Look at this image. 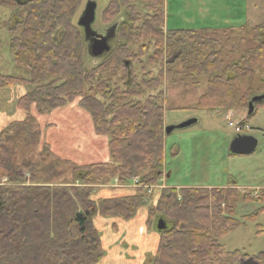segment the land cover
Wrapping results in <instances>:
<instances>
[{"label":"trees","instance_id":"1","mask_svg":"<svg viewBox=\"0 0 264 264\" xmlns=\"http://www.w3.org/2000/svg\"><path fill=\"white\" fill-rule=\"evenodd\" d=\"M3 6L13 8L7 24L9 59L26 67L30 77L0 75V87L26 89L16 102L24 119L0 131V180H7L0 184V264H98L103 249L95 217L131 220L142 208L147 224L158 234L147 264H241L248 260L240 250L223 249L219 240L259 212L237 220L233 204L264 202V192L253 198L251 193L241 194L235 183L214 189L169 187L160 192L154 206H148L142 188L131 196L95 201L92 187L113 181L127 184L133 179L140 185H155L167 178L159 88L164 81L175 83L178 63L180 77L194 83L200 78L206 81L197 109L247 111L256 97L262 100L252 102L253 112L264 108V91L248 87L236 95L241 79L264 71V18L253 28L252 39L241 37L239 45L246 48L234 46L229 52H239L238 60L227 63L220 42L207 38V34L221 32L166 29L164 0H109L100 20L107 28L115 27L114 36L109 52L93 59L78 25L82 0H0ZM88 58L98 62L88 67ZM136 65L141 67L140 75ZM144 66L157 67V71ZM102 72H119L121 85L97 78ZM154 90L158 92L151 93ZM74 101L89 115L94 133L107 138L111 161L76 166L52 156L47 144L38 160H19L21 151L35 147L40 139L32 106L42 115ZM67 163L72 180L51 185ZM21 168L28 170V181L18 177ZM158 220L164 224L162 230L156 229ZM263 258L264 253H259L255 261L264 264Z\"/></svg>","mask_w":264,"mask_h":264},{"label":"rangeland","instance_id":"2","mask_svg":"<svg viewBox=\"0 0 264 264\" xmlns=\"http://www.w3.org/2000/svg\"><path fill=\"white\" fill-rule=\"evenodd\" d=\"M108 1L82 0L83 9L89 2L95 4L92 29L97 33H102L108 27L103 25L100 20V13ZM12 10L11 7H0V75L28 79L30 77L29 70L26 67L13 64L8 56L7 24ZM164 16L165 28L168 30L199 32L202 29H208L221 32L219 35H215L216 37L207 34V38L210 40L216 38L220 42L222 50L226 54L225 61L229 63L239 58L237 51V54H229L234 46L240 50L247 47L245 44L239 45L241 37L252 39L253 28L262 22L264 0H164ZM174 56L176 57L177 54ZM94 61L88 58V67L98 62ZM144 67L147 70H152L153 73L157 71V67ZM140 68V65L135 66L138 75L141 74ZM175 70L178 73L173 78L175 83L170 84L171 82L164 81L159 88V91L163 92L162 105L165 124L167 127H172L192 119L195 120V123L183 129H174L165 135L164 169L168 177H162L155 185H161L163 184L161 181H164L166 187L155 189L151 194L146 195L148 206H154L160 192L167 187L176 189L225 187L228 183H235L244 189H240L241 194L251 193L253 198H258L264 192V133L260 132L264 130V108L256 109L250 117H248V110L243 109L229 110V113L228 111L197 109V100L206 89L205 79L200 78L194 83L191 79L180 77L183 76L180 63L175 65ZM97 78L110 79L113 85H121L119 72L111 75L102 72ZM248 87L263 92L264 71L257 70L250 79H241L236 86V95L239 96ZM156 92L158 91L154 90L151 93ZM18 93L17 90L11 91V95H20ZM76 101L69 104L65 111L70 110L72 108L70 106L76 105ZM55 112L61 111L55 110L53 113L40 115L32 106L31 115L35 118V123L40 130V139L35 147L29 150L23 149L19 160L22 158L38 160L42 146L49 144L52 156L60 160L70 161L69 163L72 161L88 163L87 152L89 149L84 144L77 147L80 135L84 136L90 130L88 114L85 111H80L81 114H85V117L73 114L61 119L54 115ZM229 122L234 125L247 124L250 128L247 130L248 133H251L250 135L255 137L258 142L251 154L233 155L229 146L238 133L229 126ZM75 126L79 127V132H75ZM241 133L245 136V131ZM102 148L104 147L97 145L98 152ZM108 161H111L110 157ZM69 163L64 165L63 174L56 178L51 185H61L63 180L68 182L72 180L71 164ZM17 175L21 180H29L28 170L25 168H21ZM0 184H7V180L1 179ZM39 184L42 185L41 182ZM233 206L234 217L237 220L259 212L251 220L245 221L244 226L242 225L220 238L219 243L226 251L240 250L250 257L241 264H259L255 261V257H258L259 253H264V210H261L264 208V202L238 200ZM96 228L102 229L99 224L96 225ZM146 243H149L148 240ZM103 248L105 254L111 255L110 258L116 257L115 251L110 248L109 244H103ZM148 257L149 255H145V264H147Z\"/></svg>","mask_w":264,"mask_h":264},{"label":"crops","instance_id":"3","mask_svg":"<svg viewBox=\"0 0 264 264\" xmlns=\"http://www.w3.org/2000/svg\"><path fill=\"white\" fill-rule=\"evenodd\" d=\"M16 90L20 95H11V91ZM25 92L26 89L21 86H12L6 88L0 87V102L2 104V106L0 107V131L5 129L11 122L22 121L24 119V113L16 109V102L22 95L25 94ZM70 107L72 108H70V110L68 111H65L68 106L62 109H58L61 112H55L56 114L54 115L61 117V119H65L66 117L72 116L73 114H76L77 116L82 115V117H85V114H81L82 112L80 111L83 110L77 107V103L76 105H72ZM54 111L50 113H53ZM229 112L230 111H228V113ZM166 127L167 126L164 121V128ZM74 128L75 132H79L78 126H75ZM260 132L264 133V130ZM250 134L251 133H248L247 136L253 137ZM253 138L257 141L255 137ZM82 144H84L86 148L89 149V152H87V155H89V162L83 163L79 161H72V164L76 166H84L94 163L109 162L108 160L110 155L108 151V140L106 137L97 136L94 133L91 120L90 130L84 136L80 135L77 142V147L82 146ZM47 145L51 149V146L49 144ZM97 145H101L104 148H102V150H99L100 152H98ZM227 186L228 184L225 187H207V189L226 188ZM233 187L238 191H240V189L244 190L242 187H239L237 185H234ZM251 188L253 187L251 186ZM92 191V199L95 201L131 196L135 193L134 190H131L129 188H118L113 183L108 185H95L92 187ZM93 222L95 228L97 224H99L100 228H102H96L100 233V242L103 249V257L98 264H145V255L152 256L156 250L158 244V234L152 227L147 224L145 208L138 210L137 215L131 220L95 217ZM146 240H148V244L146 243ZM103 244L110 245V248L115 251V258L112 257V259L109 257L111 255L105 254Z\"/></svg>","mask_w":264,"mask_h":264},{"label":"water","instance_id":"4","mask_svg":"<svg viewBox=\"0 0 264 264\" xmlns=\"http://www.w3.org/2000/svg\"><path fill=\"white\" fill-rule=\"evenodd\" d=\"M95 4L94 2H89L86 4L85 9L79 18L78 25L83 29V34L88 44V52L91 58L97 59L109 52L110 46L109 41L114 36V28H110L105 35H101L92 30L91 25L94 22L95 14ZM262 100V97H256L249 103L248 115L253 112V101ZM195 123V120H188L177 126L166 127L165 133L169 134L174 129H183ZM257 141L251 136H236L232 143L230 144V149L233 154L237 155H248L251 154L255 147ZM164 224L162 220H158L156 229L162 230Z\"/></svg>","mask_w":264,"mask_h":264},{"label":"built area","instance_id":"5","mask_svg":"<svg viewBox=\"0 0 264 264\" xmlns=\"http://www.w3.org/2000/svg\"><path fill=\"white\" fill-rule=\"evenodd\" d=\"M229 126L234 128L235 132L240 134L242 131H247L250 128L247 125L244 124H236L234 125L232 122H229ZM163 181H161L162 183ZM117 187H126V184L119 183L117 181L114 182ZM131 187L135 189L142 188L144 189L147 193H151L155 189H162L164 188L163 184L159 185H140L137 179H133L131 181Z\"/></svg>","mask_w":264,"mask_h":264},{"label":"flooded vegetation","instance_id":"6","mask_svg":"<svg viewBox=\"0 0 264 264\" xmlns=\"http://www.w3.org/2000/svg\"><path fill=\"white\" fill-rule=\"evenodd\" d=\"M86 6V5H85ZM85 6H84V9H85ZM93 24L91 25V28H92ZM114 28V31H115V27H112ZM110 30V28H106L105 30H103V32H98V34H101V35H105L107 33V31ZM109 45H110V41L108 42Z\"/></svg>","mask_w":264,"mask_h":264}]
</instances>
